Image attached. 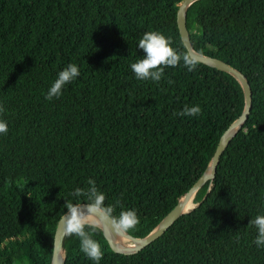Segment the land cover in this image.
Returning <instances> with one entry per match:
<instances>
[{
  "label": "trees",
  "instance_id": "trees-1",
  "mask_svg": "<svg viewBox=\"0 0 264 264\" xmlns=\"http://www.w3.org/2000/svg\"><path fill=\"white\" fill-rule=\"evenodd\" d=\"M181 1L0 0V264H52L56 223L67 201H84L72 193L89 179L114 215L136 211L130 232L144 238L207 170L244 108L240 80L201 61L192 72L182 61L165 68L158 83L131 71L145 32L189 51ZM187 24L195 50L248 76L250 115L196 207L140 251L115 250L105 229L96 232L99 264H264L249 225L264 215V0H196ZM69 64L80 75L46 100ZM196 105L199 116L173 115ZM63 249L65 264H95L78 237H64Z\"/></svg>",
  "mask_w": 264,
  "mask_h": 264
},
{
  "label": "clouds",
  "instance_id": "clouds-1",
  "mask_svg": "<svg viewBox=\"0 0 264 264\" xmlns=\"http://www.w3.org/2000/svg\"><path fill=\"white\" fill-rule=\"evenodd\" d=\"M138 47L143 50L145 56L131 64V71L137 80H152L160 82L164 70L167 67L183 66L189 72L194 71L199 63L198 56L192 52L178 53L171 47V40L163 34L151 31L145 32L139 40ZM80 75V69L76 64H69L59 72L58 78L50 86L45 99L52 101L62 95V89ZM172 83V81H169ZM4 108L0 106V113ZM201 114L199 105L188 107L173 115L196 117ZM8 125L0 120V133L7 134ZM87 189L77 187L72 195L76 198L84 197L82 203L67 201L64 207L67 209L60 217L59 226L62 225L65 237L75 236L79 238L80 251L89 259L99 264L104 256L101 244L93 238L96 232L103 231L105 225H110L115 237H126L140 223L135 210H122L119 215H114L116 205H105V194L98 190L95 180L87 181ZM119 202L117 201V205ZM257 230V236L253 243L264 248V215H258L249 222ZM88 229V230H86Z\"/></svg>",
  "mask_w": 264,
  "mask_h": 264
},
{
  "label": "water",
  "instance_id": "water-1",
  "mask_svg": "<svg viewBox=\"0 0 264 264\" xmlns=\"http://www.w3.org/2000/svg\"><path fill=\"white\" fill-rule=\"evenodd\" d=\"M194 1L196 0H182L179 4L178 27L181 33L182 40L184 41V44L186 45L189 52H192L198 56L199 61L203 63H207L219 69L228 71L232 73L233 75H235L240 80L244 88V92H245V105L241 113L238 115V117L228 126V128L222 135L207 170L198 178V180L192 185L189 191L179 200V202L175 205V207L165 216V218L147 236H145L144 238H138L134 236L131 232H129L126 237H123L133 247L132 250L130 251L119 250L115 248L114 244L110 241L114 249L118 251H123V252L140 251L141 249L145 248L147 245L154 242L160 236H162L182 214L196 207L197 204L193 206L191 209L184 211L192 195L196 194L198 190L204 185V183H206V181L212 180L215 178L218 165L221 161L222 154L226 150L227 146L229 145L234 135L237 133L240 127L244 124V122L248 119L252 106H253V90H252L251 82L248 79V76L243 71H241L234 65L228 63L227 61L221 58L214 57L208 54H204V53H201L195 50L193 43L191 41L189 28L187 24V11H188L189 6ZM237 126H238V129L234 133H232L233 129ZM66 212L67 210L64 213ZM59 221H60V218L58 219L56 223V227L54 231L52 264H65V256H64V260L61 261V256L64 250L63 243H64L65 236L63 235L62 225L59 226ZM108 227L111 229L110 225H108ZM105 233H106V230H105Z\"/></svg>",
  "mask_w": 264,
  "mask_h": 264
},
{
  "label": "bare ground",
  "instance_id": "bare-ground-1",
  "mask_svg": "<svg viewBox=\"0 0 264 264\" xmlns=\"http://www.w3.org/2000/svg\"><path fill=\"white\" fill-rule=\"evenodd\" d=\"M238 129V126L235 127L232 131L234 133ZM196 204V194H193L190 201L187 203L186 208L184 211H187L191 209L194 205ZM105 230L108 238H110V241L114 244V247L119 249V250H125V251H130L133 249V247L128 243L126 239L123 237L117 238L113 235L112 230L108 227V225H105ZM141 241V240H140ZM65 252L63 250V254L61 256V261L64 260Z\"/></svg>",
  "mask_w": 264,
  "mask_h": 264
},
{
  "label": "rangeland",
  "instance_id": "rangeland-1",
  "mask_svg": "<svg viewBox=\"0 0 264 264\" xmlns=\"http://www.w3.org/2000/svg\"><path fill=\"white\" fill-rule=\"evenodd\" d=\"M196 204H197V201H196ZM196 204H195V205H196ZM195 205H194V206H195Z\"/></svg>",
  "mask_w": 264,
  "mask_h": 264
}]
</instances>
